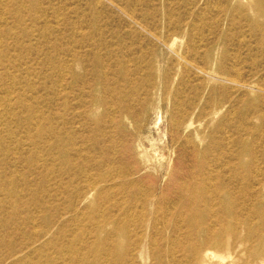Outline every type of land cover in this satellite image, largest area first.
Segmentation results:
<instances>
[{"label":"rangeland","instance_id":"obj_1","mask_svg":"<svg viewBox=\"0 0 264 264\" xmlns=\"http://www.w3.org/2000/svg\"><path fill=\"white\" fill-rule=\"evenodd\" d=\"M0 264H264V0H0Z\"/></svg>","mask_w":264,"mask_h":264}]
</instances>
